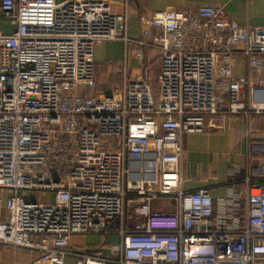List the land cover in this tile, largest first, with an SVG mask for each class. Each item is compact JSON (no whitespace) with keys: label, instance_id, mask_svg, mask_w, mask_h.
Here are the masks:
<instances>
[{"label":"built area","instance_id":"2783aa9c","mask_svg":"<svg viewBox=\"0 0 264 264\" xmlns=\"http://www.w3.org/2000/svg\"><path fill=\"white\" fill-rule=\"evenodd\" d=\"M0 11L12 26L0 30V244L39 251L40 264H105L71 236L117 220L118 264H264V131L248 126V172L232 174L242 188L223 212L208 188H186L183 170L186 134L264 116V23L200 5L145 13L131 39L127 13L107 0H0ZM118 39L159 48L157 92L149 72L85 92L95 46ZM162 200L169 210L153 208Z\"/></svg>","mask_w":264,"mask_h":264},{"label":"crops","instance_id":"0c3cea01","mask_svg":"<svg viewBox=\"0 0 264 264\" xmlns=\"http://www.w3.org/2000/svg\"><path fill=\"white\" fill-rule=\"evenodd\" d=\"M115 14L127 13L128 35L131 39L141 36L140 16L145 13L167 9H192L200 5L222 6L228 17L241 25L264 23V0H107ZM12 26L3 18L0 11V30L11 31ZM137 53H141L138 56ZM159 48L143 47L132 43L125 44L122 39L103 41L94 48L95 86L91 94H103L120 89L125 77L135 78L149 72H159ZM233 74H248L240 53L234 57ZM252 75H258L252 71ZM150 75V76H151ZM264 78V60L259 73ZM248 126L264 131V116L248 119L244 115L228 117L220 129H208L202 133H188L183 138V170L187 189L206 187L214 199L215 213L225 211L224 202L232 193L239 191L240 183L232 179L242 178L248 172L249 152L252 139L246 134ZM254 142H263L256 139ZM240 185V187H239ZM245 195V187L243 190ZM155 210H169L168 201L153 204ZM246 209L243 207L242 214ZM134 221L126 225L132 228ZM119 221L108 223L105 232L74 234L70 248L87 255L100 254L114 261L105 264H118L120 258L121 235ZM40 252L21 247L0 244V264H40ZM63 264H81L78 256L67 255Z\"/></svg>","mask_w":264,"mask_h":264},{"label":"rangeland","instance_id":"374dc122","mask_svg":"<svg viewBox=\"0 0 264 264\" xmlns=\"http://www.w3.org/2000/svg\"><path fill=\"white\" fill-rule=\"evenodd\" d=\"M154 71L157 72V69H155ZM156 72H155L153 75L150 74V75H151V77H150V79H151V83H152L153 85L157 84V83H156V80H155V79H156V75H157Z\"/></svg>","mask_w":264,"mask_h":264},{"label":"trees","instance_id":"16d2710c","mask_svg":"<svg viewBox=\"0 0 264 264\" xmlns=\"http://www.w3.org/2000/svg\"><path fill=\"white\" fill-rule=\"evenodd\" d=\"M152 86H153L154 90L157 92V89H158L157 84H155V85L152 84ZM89 89H91V88L86 89L85 92L90 93V90Z\"/></svg>","mask_w":264,"mask_h":264}]
</instances>
